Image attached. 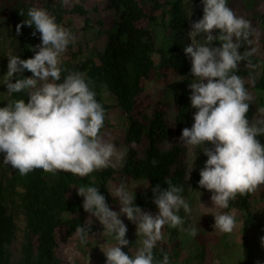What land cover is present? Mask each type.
<instances>
[{
  "label": "clouds",
  "instance_id": "1",
  "mask_svg": "<svg viewBox=\"0 0 264 264\" xmlns=\"http://www.w3.org/2000/svg\"><path fill=\"white\" fill-rule=\"evenodd\" d=\"M61 3L68 6L70 0ZM202 4L203 17L191 23V44L183 49L191 60L194 77L189 84L191 107L196 110L194 123L191 128L182 129L179 139L189 150L201 148L207 157L198 184L211 193L213 207L201 206L215 213V230L231 234L238 227L235 211L216 210L228 209L229 202L238 195L264 186V144L258 139L264 136V108L258 109L254 119H248L253 97L245 79L235 74L243 61H248L246 68L256 67L249 60L257 51L251 47L256 30L228 6L227 0H202ZM24 26L34 27L33 35L40 33L42 43L32 49V58L11 54L7 57L8 70L0 79L7 88L6 94L11 97L27 93L28 99H10L5 107H0L3 163L21 176L39 169L53 175L66 172L85 177L115 166L113 162L122 160L123 153L102 135L105 109L90 88L86 73L72 71L62 76V56L75 36L46 9L36 6L29 8L27 19L16 26L18 35ZM216 30L219 34L213 35ZM215 42L220 46L214 47ZM244 44L249 47L241 52ZM25 70L32 76L23 77ZM166 183V188L157 184L151 189L158 208L155 215L135 204V191L125 184L109 190L119 201V212L109 207L99 188L77 187L83 210L90 217L86 224L77 226L75 235L86 243L94 217L103 226V235L111 234L117 242L101 245L106 264H169L167 253L162 261L154 257V249L163 239V228L167 225L193 236L196 229L184 228L185 221L178 215L181 209L189 214L192 211L182 196L183 186L173 184L171 179ZM122 216L136 226L139 238L138 247L129 249L131 255L123 251L129 247V240ZM261 245L264 246V237Z\"/></svg>",
  "mask_w": 264,
  "mask_h": 264
},
{
  "label": "trees",
  "instance_id": "2",
  "mask_svg": "<svg viewBox=\"0 0 264 264\" xmlns=\"http://www.w3.org/2000/svg\"><path fill=\"white\" fill-rule=\"evenodd\" d=\"M247 2L249 9L255 11L258 0ZM32 6L46 9L55 16L58 24L72 14L86 16L88 13L82 5L76 4L68 8L57 5L54 0H0V19H6L9 23L7 34L10 39V54L20 56L21 59L32 58L35 55L32 49L41 44L40 33L33 35L34 27L24 26L19 35L16 31V26L27 19V11ZM107 7L114 12L116 18L111 28L106 30L107 42L104 49L88 57H84L82 48L80 51H72L61 67L64 69L62 76L72 71L86 73L90 88L95 91L97 101L105 109L102 135L108 129L110 116L115 109L127 118V152L123 165L109 166L85 177L66 172L53 175L39 169L26 176L19 175L17 171L13 173L6 186L0 189V264H12L9 246L16 239L18 230L12 213L17 200L20 201V207L26 217L20 264H63L59 255L61 244L77 237V226L86 224L90 217V214L83 210V198L78 196L77 187L99 188L109 207L115 211L120 209L119 201L109 194L110 185L119 186L130 180L143 181L147 187L138 190L135 204L153 215L158 212V208L153 203L151 189L157 184L166 188V181L171 179L173 184L183 186L184 198L190 194L189 170L182 160L184 147L180 144H174L170 149L162 147V143L172 139L173 135L180 138L182 131L177 128L184 126L191 111L189 84L194 77L191 75V60L183 51L185 46L190 45V17L185 1L107 0ZM20 12L25 15L22 16ZM256 13H259L261 32L253 27L256 35L251 37L254 41L251 47L264 50V11ZM218 34V30L213 32V35ZM213 46L219 47V42H215ZM248 47L244 44L240 51L243 52ZM156 55L161 58L158 63ZM249 60L256 66L255 54ZM247 63V60L241 62L235 74L245 79L248 92L251 89L263 91L264 61L259 79L255 78V68L245 67ZM166 71L182 77L170 80L167 84L177 111L175 127L169 120V103H161L159 110L154 114L150 112V105L147 103L141 108L138 107L146 90V83L166 78ZM22 75L31 77L32 73L25 70ZM107 93L115 99L114 105L107 101ZM21 98L27 101V93L13 94L9 96L8 101ZM259 108H264L263 96L253 98L250 102L249 120L258 115ZM258 139L264 144V136ZM206 146L212 147L210 144ZM206 160L207 157L201 151L190 180L192 187L201 189L211 202V193L200 188L198 184L199 173ZM255 194L256 191L238 195L235 200L229 202L228 209H220L222 212L237 211L242 217L241 261L231 264H264L258 262L253 241V233L259 221L252 206ZM124 223L128 228L126 239L129 240V247L123 251L127 253L135 247L133 231L136 226L128 221L126 216ZM90 227L91 232L86 243H81L77 237L81 244H87L96 232L103 229L101 224H92ZM194 238L197 249L201 248L200 257L205 258L206 240L200 234L194 235ZM184 243L180 240H173L171 244L159 241L154 249L155 260L162 261L163 254L167 253L169 264H180L178 259L183 254ZM129 254L132 252L129 251ZM190 260L191 256H188L182 263L189 264ZM219 264L227 263L222 260Z\"/></svg>",
  "mask_w": 264,
  "mask_h": 264
},
{
  "label": "rangeland",
  "instance_id": "3",
  "mask_svg": "<svg viewBox=\"0 0 264 264\" xmlns=\"http://www.w3.org/2000/svg\"><path fill=\"white\" fill-rule=\"evenodd\" d=\"M57 5H62L61 0H54ZM72 4L64 7L72 8L74 5H82L88 13L86 16L80 14H72L68 16L60 25L69 29L75 36V41L70 43L67 51L62 56V63L68 59V54L72 51H80L83 49L84 57H88L93 53L100 52L104 49L107 42L106 30L110 29L115 17L114 12L107 7V0H70ZM186 8L190 17L189 32L191 31V23L200 20L203 17V4L202 0H184ZM228 6L238 15L251 22L252 27H255L261 32V24L259 19V13L264 11V0H258L256 3V12L249 9L247 0H227ZM89 20V22H87ZM103 23V25H102ZM8 22L6 19H0V79L7 73L8 56L11 53L10 39L7 34ZM190 39V37H189ZM42 43V41H41ZM191 44V39H190ZM257 59L254 75L256 79H259L262 75V65L264 61V50H257L255 52ZM160 56L156 55L157 63L160 62ZM61 63V64H62ZM166 78L155 79L146 83V90L143 94L142 101L139 104V108L143 107L145 103L150 105V112L154 114L160 108V104L165 102L169 103V120L172 126L176 125L177 111L174 106L173 95L169 91L167 84L168 81H174L181 79L176 73L166 71ZM252 84L254 82L251 81ZM7 88L0 81V103L2 107L6 106L9 96L6 94ZM249 93L253 98L259 96L264 97V90L251 89ZM107 101L114 105L116 103L113 96L106 94ZM195 109L191 107L189 117L178 131H182L185 127L191 128L194 123L193 115ZM109 127L105 131L104 136L106 139H110L123 153V159L120 161H114L115 167H121L125 160L127 152V144L125 142V134L128 127L127 118L122 113L115 109L109 119ZM174 137L169 141L162 143L164 149H170L174 144H180L184 147L182 154V160L189 170L190 181V194L185 198L189 203L192 211L191 213H185L183 209L180 210L178 215L185 221L183 227L186 229L195 228L196 234L202 235L206 240V254L205 258L200 257V249L195 244V238L187 232H180L179 229L165 226L163 228V239L166 243H172L173 240H180L185 242L183 245V254L178 259L180 264L185 262L188 256H191V262L189 264H219L224 260L225 263L231 264L241 261L242 255V217L239 212L235 211L238 227L231 233L225 234L215 230L214 228V212H209L206 208L201 206V203L208 208L213 207L209 198L201 189H194L191 185V174L194 171L195 165L200 159L201 148L187 149L181 144L178 137ZM202 147V146H201ZM4 154L0 153V189L4 188L7 184L9 177L13 175L17 170L13 169L10 165L3 163ZM125 185L130 191H135L137 194L139 189L147 187V184L143 181L130 180L126 181ZM115 185L111 184L112 189ZM252 206L254 213L258 216L259 221L257 228L253 233V241L255 249L257 251L258 262H264V246L261 245V237H264V186H261L255 194L252 200ZM119 212L120 209H115ZM217 212H222L220 209ZM12 213L15 217L18 230L16 239L9 246L10 260L12 264H20L22 259V248L24 241V234L26 231V217L20 207V201L17 200L12 208ZM121 219L125 221V216ZM92 224H100L98 220L92 218ZM91 224V225H92ZM104 228L96 232L89 240L87 244H81L77 237H74L61 244L60 258L63 264H106V257L101 251L102 244L114 245L117 242L111 234L103 235ZM188 236V238H187ZM133 238L135 239V247H138L136 236V228L133 231ZM175 259V258H174ZM176 260V259H175Z\"/></svg>",
  "mask_w": 264,
  "mask_h": 264
}]
</instances>
